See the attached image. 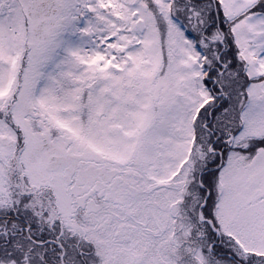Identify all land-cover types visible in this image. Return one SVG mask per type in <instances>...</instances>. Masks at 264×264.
<instances>
[{
  "label": "snow or ice",
  "instance_id": "1",
  "mask_svg": "<svg viewBox=\"0 0 264 264\" xmlns=\"http://www.w3.org/2000/svg\"><path fill=\"white\" fill-rule=\"evenodd\" d=\"M0 264H264V0H0Z\"/></svg>",
  "mask_w": 264,
  "mask_h": 264
}]
</instances>
